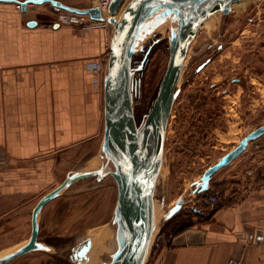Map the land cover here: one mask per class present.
Instances as JSON below:
<instances>
[{
    "label": "rangeland",
    "instance_id": "rangeland-1",
    "mask_svg": "<svg viewBox=\"0 0 264 264\" xmlns=\"http://www.w3.org/2000/svg\"><path fill=\"white\" fill-rule=\"evenodd\" d=\"M128 2L130 0H125L123 7ZM31 11L39 20L38 26L45 29H53V23L59 22L61 15L66 13L50 5ZM99 25L84 20L77 25L63 26L89 30L101 27ZM102 26L112 36L113 26L107 22ZM173 27L175 24L167 23L156 30L147 40L144 51L135 55L139 65L144 61L135 76L134 111L139 125L151 108L166 71ZM179 90L169 121L163 167L155 195L156 233L164 234L166 238L200 220L204 217L201 214L208 211L207 193L200 192L204 172L250 133L264 126V0H255L241 11L232 9L227 15L215 14L200 27L189 49ZM102 142L103 133L94 153L79 154L77 161L70 160L61 165L62 181L54 188L70 173L103 168L105 165L100 159ZM93 159L94 163L89 165ZM112 170L111 165L105 169L106 172ZM262 171L264 134L249 141L237 159L211 178L210 186H216L221 177L228 180L225 183H236L240 179L246 182L245 178L253 175L250 179L253 183L257 179L256 173ZM225 188L229 186L224 185L222 191ZM49 192L45 190L42 195L31 198L28 225L23 230L19 228L21 242L0 237V257L15 251L29 239L32 210L43 194ZM117 196V185L110 175L102 180L92 178L74 183L47 204L39 215V241L47 249L27 254L9 264H78L74 254L88 239L94 245L104 230L115 234L112 222ZM181 198L185 200L183 208L166 220L168 211ZM195 207L202 213H197ZM102 245L106 247V241ZM116 248L117 245L106 250L103 264L110 261ZM88 261L89 253L83 264Z\"/></svg>",
    "mask_w": 264,
    "mask_h": 264
},
{
    "label": "crops",
    "instance_id": "crops-1",
    "mask_svg": "<svg viewBox=\"0 0 264 264\" xmlns=\"http://www.w3.org/2000/svg\"><path fill=\"white\" fill-rule=\"evenodd\" d=\"M36 1L43 2L28 4L25 12L17 3L0 2V237L12 242L23 239L19 228L28 225L31 198L53 190L62 181L61 165L93 152L103 133L111 38L105 22L81 15L101 27L30 26L39 21L35 7L56 8L55 1L82 11L97 7V0ZM94 63L101 65L98 84ZM256 174L253 183V175L236 183L221 177L211 188L229 186L220 202L213 206L206 199L204 214L195 207L204 217L152 252L146 264H264V172ZM182 236L184 243L175 245Z\"/></svg>",
    "mask_w": 264,
    "mask_h": 264
},
{
    "label": "water",
    "instance_id": "water-1",
    "mask_svg": "<svg viewBox=\"0 0 264 264\" xmlns=\"http://www.w3.org/2000/svg\"><path fill=\"white\" fill-rule=\"evenodd\" d=\"M124 1H111L108 9L110 17L107 20L99 7L81 11L68 9L59 2L51 1L58 9L88 15L93 20L104 21L113 26L103 80L104 128L100 159L105 166L93 171L70 173L58 187L45 194L32 210L29 239L15 251L0 257V264H9L27 254L46 250V245L38 239V220L44 207L74 183L92 178L102 180L107 175L115 180L118 190L112 222L117 249L105 264H146L150 257L157 235L155 195L163 167L166 134L179 95V83L189 49L200 27L207 20L218 13L230 14L232 6L241 0H130L123 7ZM0 2L17 3L25 12L28 4L43 1ZM168 20L176 25L171 28L169 37V62L152 106L139 125L134 111L135 75L144 61L136 68L135 55L144 51L150 36ZM37 25L36 21L30 23L32 27ZM59 26L55 24L54 28ZM147 55L148 53L145 58ZM263 134L264 126L254 130L234 150L209 167L203 174L200 192L210 190L211 178L237 159L246 150L249 141ZM110 165L113 170L106 172L105 169ZM184 204L185 200L179 199L165 219L172 218ZM191 234L196 233H188V237ZM259 238L260 241L264 240V237ZM181 243H184V236L175 241V245ZM91 246L92 241L88 239L75 252L74 259L78 264L87 260Z\"/></svg>",
    "mask_w": 264,
    "mask_h": 264
},
{
    "label": "built area",
    "instance_id": "built-area-1",
    "mask_svg": "<svg viewBox=\"0 0 264 264\" xmlns=\"http://www.w3.org/2000/svg\"><path fill=\"white\" fill-rule=\"evenodd\" d=\"M112 0H98V5L97 7H99L102 11V14L105 15L108 13V9L110 7ZM17 9L21 10V6L19 4H17ZM81 15L75 14V13H70L67 12L65 14H62L60 17V21L59 22H54L52 27L55 26V24H59V25H77L80 24L81 22L84 21L83 18L80 17ZM92 68L95 72V84H98L100 82V78L98 76V72L101 69V65L99 63H94L92 64ZM208 195V203L210 205H216L220 202L221 196H222V192L220 190H213L210 189L207 192ZM173 237L170 238H166L164 234H158L155 236L154 241H153V245H152V252H155L159 249H161L163 247V245H170L172 243Z\"/></svg>",
    "mask_w": 264,
    "mask_h": 264
},
{
    "label": "bare ground",
    "instance_id": "bare-ground-1",
    "mask_svg": "<svg viewBox=\"0 0 264 264\" xmlns=\"http://www.w3.org/2000/svg\"><path fill=\"white\" fill-rule=\"evenodd\" d=\"M255 0H241L240 2L238 3H235L233 6H232V9H236L237 11H241L243 10L247 5H249V3L253 2ZM104 18L106 19L109 15L108 13L103 15ZM81 17V16H80ZM110 17V16H109ZM118 18V17H117ZM107 20V19H106ZM167 23H173L171 20H168L165 24ZM58 24V23H57ZM165 24H163L162 26H160L159 28H162ZM175 24V23H173ZM176 26V25H175ZM157 28V30L159 29ZM113 228V227H112ZM111 229V228H110ZM112 230V229H111ZM113 231V230H112ZM115 232V231H114ZM113 233V232H112ZM111 232L109 231H103L101 234V238L99 239V241L97 243H95L93 245V242H92V246H91V249L90 251L88 252L89 253V261L85 264H103L104 261H105V252L108 248H110V246H116L117 243H116V240H115V234L112 235ZM114 236V237H113ZM106 241V247L102 245V243ZM117 249V248H116ZM116 249L114 250V252L116 251ZM113 252V253H114ZM87 253V255H88ZM112 253V254H113ZM112 254L110 255V259H111V256ZM87 257V256H86Z\"/></svg>",
    "mask_w": 264,
    "mask_h": 264
},
{
    "label": "flooded vegetation",
    "instance_id": "flooded-vegetation-1",
    "mask_svg": "<svg viewBox=\"0 0 264 264\" xmlns=\"http://www.w3.org/2000/svg\"><path fill=\"white\" fill-rule=\"evenodd\" d=\"M144 58V57H143ZM134 62H135V66L138 64V61L135 59L134 60ZM141 62V61H140ZM136 75H137V73H136ZM135 75V76H136ZM174 108V107H173ZM173 112V111H172ZM171 116H172V113H171ZM171 116H170V118H171ZM169 121H170V119H169ZM168 127H169V124H168ZM167 131H168V129H167ZM166 139H167V134H166ZM39 233H40V231H39ZM39 239V238H38Z\"/></svg>",
    "mask_w": 264,
    "mask_h": 264
}]
</instances>
